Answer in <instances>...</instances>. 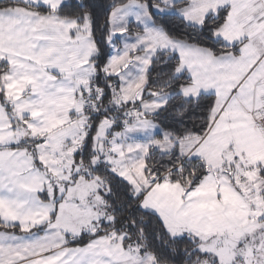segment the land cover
Masks as SVG:
<instances>
[{
    "label": "crops",
    "instance_id": "0c3cea01",
    "mask_svg": "<svg viewBox=\"0 0 264 264\" xmlns=\"http://www.w3.org/2000/svg\"><path fill=\"white\" fill-rule=\"evenodd\" d=\"M13 1L40 6L38 3L48 0ZM64 1L55 0L53 13L49 14H36L24 8L0 9V20L8 19L14 27H23L27 20L38 19L37 22L45 23L44 33L54 39V44L71 45L74 32L84 35L92 53L85 54V58L83 54L79 61L86 67L83 81L88 85L93 76L89 61L94 54L89 20L86 17L81 22L59 18L54 11ZM177 4H181L180 7L173 8ZM223 9L229 11L223 33L237 34V39L243 40L237 54L214 55L207 48L169 38L153 23L146 6L136 1L115 8L108 18L112 37L129 26L141 31L124 39L119 48L113 47L105 65V73L116 79L117 96L125 104L139 100L146 84V73L159 52L175 55L178 59L175 74L190 80L177 95L185 100H196L200 96L214 99L206 133L181 141H175L145 117L162 109L171 95L160 94L141 102L136 107L137 118L111 133V162L103 153L109 169L142 195L139 207L155 214L168 233L183 219L228 225L229 210L245 209L243 205L239 207L243 198L238 191L219 179L221 170L227 167L243 169L247 188L253 193L255 171L259 169L264 173V131L259 124L264 114V0H159L153 12L173 15L188 26L198 27L208 16ZM20 30L14 28L9 38L10 49L14 51L20 49L14 40ZM76 52L72 53L73 57ZM18 55L22 57L21 52ZM84 91L77 93L82 96ZM2 105L0 135L6 132L9 119L6 106ZM72 117L77 116L73 113ZM40 140L41 137L33 141L29 137L23 140L17 137L11 143L0 141V221L7 228L0 230V264H154L149 254L139 256L136 251L125 249L124 235L87 233L85 228L101 223L100 215L96 220L92 215L66 216L65 210L71 206L54 199L53 189L50 197L47 194V179L41 165L45 158L38 152L37 145L32 147ZM35 149L37 155L33 153ZM150 149L162 155L176 149L183 160L202 161L211 174L191 192L166 181L150 183L144 172ZM260 182L264 193V182L261 179ZM232 204L237 206L232 207ZM60 206L63 211L57 216ZM70 226H76V230Z\"/></svg>",
    "mask_w": 264,
    "mask_h": 264
},
{
    "label": "rangeland",
    "instance_id": "374dc122",
    "mask_svg": "<svg viewBox=\"0 0 264 264\" xmlns=\"http://www.w3.org/2000/svg\"><path fill=\"white\" fill-rule=\"evenodd\" d=\"M54 1H44L35 7H44L53 13ZM66 2L68 0L63 4ZM30 11L42 14L35 10ZM228 18L229 13L225 22L214 31L215 39L228 46L243 42L242 39H237V34L223 33ZM37 21L38 19L35 21V18H31L24 22L23 27L21 25L14 27L8 19L5 22L0 20V69L3 71L0 76V91L3 94L0 104L2 105L4 101V106L8 110L4 109L9 116L7 130L1 132L0 141L11 143L17 137L20 140L29 137L30 141H33L41 137L42 140L32 147L35 148L37 145L38 152L44 155L45 159L41 165L45 170L49 197L53 189L54 199H61L71 206L66 208V216L92 215L93 219H97L100 215L101 223L91 227L88 225L89 227L84 229L87 233L116 237L119 234H116L114 228L104 230L101 226L102 223L107 224L111 221L101 199L107 189L101 179L92 175L93 169L100 164L110 170L107 161L111 162L108 154L111 133L119 131L114 130L118 125L114 113L101 118L93 138L92 156L88 166L76 156L80 153L87 136L89 117L101 116L98 101L103 92L93 89L90 82L86 85V81H83L86 67L79 61L82 60L83 54L84 58L85 54L90 56L92 50L86 45L84 35L77 32L73 33L75 39L71 45L64 42L54 44V39L48 38L44 33L45 23ZM14 28L21 29L14 40L19 44L20 49L16 50L22 53V57L17 51L10 49L9 38L13 35ZM74 51H77L75 57L72 54ZM77 73L79 75L75 76ZM82 89L85 91L79 96L77 91ZM109 89L112 91L110 104L116 111L124 105L118 104L119 96L116 90ZM88 98L92 99L91 103L85 106L83 100ZM132 109L136 107L126 109L121 114L124 122L134 119L130 114ZM73 113L77 117H72ZM17 132L20 134L16 135ZM33 153L37 155L36 149ZM103 153L108 155L107 161ZM257 173L259 169L255 171L253 177L254 193L247 188L243 169L234 170L227 167L219 173V179L229 183L233 191L237 190L243 198L239 207L242 205L245 207L242 210L235 207L236 204H232L235 208L229 210L228 225H218V221L213 224L202 220L195 222L192 218L177 221L171 227L169 231L171 237H189L198 243V252L208 257L198 264H264V193L259 186L261 182L256 177ZM113 174L118 176L116 173ZM151 190L153 192L152 188ZM62 209V206L58 208L57 216H60ZM70 228L75 229L76 226ZM81 229L82 227L79 230Z\"/></svg>",
    "mask_w": 264,
    "mask_h": 264
},
{
    "label": "trees",
    "instance_id": "16d2710c",
    "mask_svg": "<svg viewBox=\"0 0 264 264\" xmlns=\"http://www.w3.org/2000/svg\"><path fill=\"white\" fill-rule=\"evenodd\" d=\"M130 1L145 5L153 23L171 39L207 48L214 55L237 54L242 43L228 46L215 39L213 35L214 31L225 22L229 13L228 9L208 16L198 27H191L176 16L155 14L153 9L159 6V0H68L62 4L54 11L59 18L75 19L81 22L86 17L89 20L90 37L94 48V55L89 61L93 68L90 83L93 89L103 92L98 101L101 116L89 117L87 136L82 143L80 153L76 154L86 166L90 163L93 138L102 116L114 113L113 116L118 122L114 130H120L134 120L124 122L120 117L124 110L138 107L141 102L150 101L156 95L168 94L171 97L162 109L145 117L170 134L175 141L201 137L206 133L209 125L213 97L200 96L196 100H185L177 95L176 93L181 87L190 84V80L186 76L175 74L178 59L175 55L164 52L157 53L152 60L139 100L133 104H125L116 111L111 107L112 91L109 88H113V91L116 90L117 81L105 73V65L113 47L119 48L124 39L139 34L141 31L137 27L129 26L123 33L112 37L108 18L115 8ZM181 4L174 5L173 8H178ZM13 7H23L42 14L50 13L44 7H35L13 0H0V9ZM2 73L3 71L0 69V76ZM1 99H3V94L0 91V101ZM144 172L150 183L166 181L179 185L185 192L193 191L205 177L211 174L202 161L183 160L176 149L166 155L150 149L145 159ZM92 175L101 179L107 189L104 196L100 197L111 221L107 224L102 223L101 226L104 230L114 228L117 231L116 234L124 235L123 246L125 249L131 252L136 251L139 256L149 254L153 258L154 264H198L208 259L206 255L198 252V243L195 240L189 237H171L155 214L141 209L138 204L142 195H137L129 183L113 174L102 164L93 169ZM258 177L264 182L262 171L259 172ZM2 229L7 228L0 221V230Z\"/></svg>",
    "mask_w": 264,
    "mask_h": 264
},
{
    "label": "built area",
    "instance_id": "2783aa9c",
    "mask_svg": "<svg viewBox=\"0 0 264 264\" xmlns=\"http://www.w3.org/2000/svg\"><path fill=\"white\" fill-rule=\"evenodd\" d=\"M90 100H92V99L88 98V100L87 99L83 100L84 105L85 106H89V104L91 103ZM117 102H118L119 105H125V103L122 101V99L120 97L117 98ZM130 114H131L132 117H134V119L137 118V116H138L137 109H132V112ZM127 116L129 117V113L127 114ZM260 126H261L262 130L264 131V114L260 118ZM110 152H111V148L108 147V154Z\"/></svg>",
    "mask_w": 264,
    "mask_h": 264
},
{
    "label": "snow or ice",
    "instance_id": "6c2138e0",
    "mask_svg": "<svg viewBox=\"0 0 264 264\" xmlns=\"http://www.w3.org/2000/svg\"><path fill=\"white\" fill-rule=\"evenodd\" d=\"M64 6H68V5H64ZM75 6H79V5H75Z\"/></svg>",
    "mask_w": 264,
    "mask_h": 264
}]
</instances>
